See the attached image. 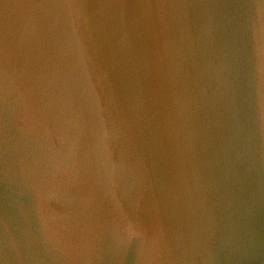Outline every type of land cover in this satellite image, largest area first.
<instances>
[{
	"label": "water",
	"instance_id": "1",
	"mask_svg": "<svg viewBox=\"0 0 264 264\" xmlns=\"http://www.w3.org/2000/svg\"><path fill=\"white\" fill-rule=\"evenodd\" d=\"M0 264H264V0H0Z\"/></svg>",
	"mask_w": 264,
	"mask_h": 264
}]
</instances>
